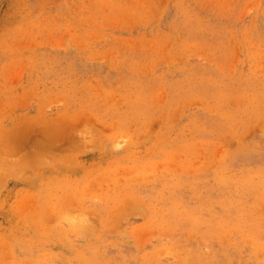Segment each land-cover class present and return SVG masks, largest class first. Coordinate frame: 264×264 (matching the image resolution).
I'll use <instances>...</instances> for the list:
<instances>
[{
    "label": "rangeland",
    "instance_id": "rangeland-1",
    "mask_svg": "<svg viewBox=\"0 0 264 264\" xmlns=\"http://www.w3.org/2000/svg\"><path fill=\"white\" fill-rule=\"evenodd\" d=\"M0 264H264V0H0Z\"/></svg>",
    "mask_w": 264,
    "mask_h": 264
}]
</instances>
